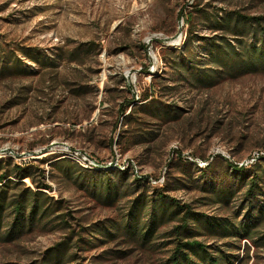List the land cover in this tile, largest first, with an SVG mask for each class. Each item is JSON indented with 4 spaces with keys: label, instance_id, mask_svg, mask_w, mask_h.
I'll use <instances>...</instances> for the list:
<instances>
[{
    "label": "rangeland",
    "instance_id": "obj_1",
    "mask_svg": "<svg viewBox=\"0 0 264 264\" xmlns=\"http://www.w3.org/2000/svg\"><path fill=\"white\" fill-rule=\"evenodd\" d=\"M237 14L260 17L242 41L261 42L264 0H0V64L12 53L24 71L0 73V157L40 165L51 186L47 194L65 201L72 225L119 220L124 200L96 201L60 177L51 162L61 158L90 170L128 167L150 188L232 219L244 189L223 209L202 186L233 179L225 161L245 167L247 178L264 169V67L220 73L206 86L180 79L170 60L191 30L199 37L191 49L207 69L211 37L237 43L214 21ZM27 50L45 59H32ZM256 232L264 233V222ZM67 235L36 229L1 243L0 264H36ZM237 246L232 253L239 257L249 250L245 264H264V247L245 240ZM77 254L87 264H161L166 251L110 244Z\"/></svg>",
    "mask_w": 264,
    "mask_h": 264
},
{
    "label": "trees",
    "instance_id": "obj_2",
    "mask_svg": "<svg viewBox=\"0 0 264 264\" xmlns=\"http://www.w3.org/2000/svg\"><path fill=\"white\" fill-rule=\"evenodd\" d=\"M260 20V17L237 14L235 18L229 15L214 21V28L225 34L229 32L237 43L222 36L211 37L207 42V69H200L201 60L191 49L199 37L188 31L183 47L170 60L172 69L180 79L187 80L190 76L201 85L212 86L215 76L220 73L238 76L243 71H254L260 65L264 67V39L261 42L255 39L249 44L242 41L248 35L247 26L259 24ZM170 53L174 54V51ZM8 54L2 57L0 73L7 70L11 76L23 74L20 61L12 53ZM26 54L32 59H45L33 50H27ZM217 69L220 72L215 71ZM155 109L163 108L155 106ZM159 110L149 112L157 116ZM225 162L233 179L228 183L204 182L202 190L209 193V200L226 209L237 192L244 189L232 219L208 215L190 202L173 198L162 188H150L146 177H135L128 167L90 170L64 158L57 159L51 165L60 177L96 201L113 206L124 200L119 220L108 218L82 226L77 222L71 224L74 217L62 198L47 194L51 186L40 165L0 157V244L13 243L36 229L48 228L67 231L68 235L47 248L36 264H87L80 262L78 251L110 244L148 249L164 247L166 256L161 264H245L249 250L245 257H239L232 253L239 248L236 243L245 240L256 248L264 247V233L256 232L264 222V169L247 178L242 175L245 167ZM184 164L191 169V163ZM181 186L190 187L183 182ZM166 227L169 229L161 231ZM160 238L164 241L156 244L154 241ZM201 238L215 239L218 244H207ZM129 251L118 254L124 257Z\"/></svg>",
    "mask_w": 264,
    "mask_h": 264
},
{
    "label": "bare ground",
    "instance_id": "obj_3",
    "mask_svg": "<svg viewBox=\"0 0 264 264\" xmlns=\"http://www.w3.org/2000/svg\"><path fill=\"white\" fill-rule=\"evenodd\" d=\"M85 161V160H84ZM82 164V163H81Z\"/></svg>",
    "mask_w": 264,
    "mask_h": 264
}]
</instances>
